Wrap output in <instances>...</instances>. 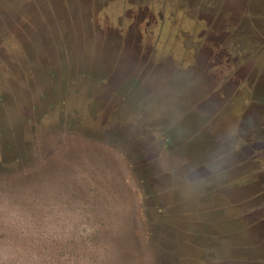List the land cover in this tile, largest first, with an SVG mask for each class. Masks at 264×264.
<instances>
[{
    "label": "rangeland",
    "instance_id": "rangeland-1",
    "mask_svg": "<svg viewBox=\"0 0 264 264\" xmlns=\"http://www.w3.org/2000/svg\"><path fill=\"white\" fill-rule=\"evenodd\" d=\"M56 1L55 13L68 21L73 12L65 6L59 10L61 2ZM128 4V0L104 1L84 17L87 23H81V34L112 30L124 36L129 27ZM69 27L70 35L79 29ZM162 32L154 29L151 37ZM122 41L107 50V43L91 36L82 43L81 66L75 70L67 61L72 52L65 49L63 56L49 63L52 68L27 63L22 81L28 94L22 92L18 105L0 98V264H241L242 253L246 262L253 256L245 264H264V217L239 237L230 233L238 232L242 224L238 206L232 208V217L220 220L218 228L229 233V244L221 247L247 242L261 245L258 250L254 246L235 249L223 263L197 261L180 253L181 249L197 253L191 244L200 242L191 232L213 231L215 221L163 218L157 213L166 202L162 181L168 173L154 175L159 170L157 155L134 149L125 137L131 114L143 111L158 93L147 96L138 89L147 83L136 74L130 76ZM166 41L161 39V51ZM133 85L138 86L135 93ZM187 88L181 101L193 104L195 93L191 86ZM167 143L171 152L179 147L172 140ZM159 145L155 139L149 143L151 148ZM180 157L188 164L187 157ZM261 163L264 166V159ZM202 190V196L209 194L211 186ZM175 192L176 188L174 197ZM189 194L183 206H188ZM171 207V213H185V208ZM252 228L259 232L256 238L248 235Z\"/></svg>",
    "mask_w": 264,
    "mask_h": 264
},
{
    "label": "flooded vegetation",
    "instance_id": "flooded-vegetation-1",
    "mask_svg": "<svg viewBox=\"0 0 264 264\" xmlns=\"http://www.w3.org/2000/svg\"><path fill=\"white\" fill-rule=\"evenodd\" d=\"M54 1L0 0V98L18 105L22 92L28 94L27 83L22 81L27 63L52 68L54 58L63 56L65 49L72 52V58L67 60L70 69H78L82 43L91 36L107 43V50L110 45L116 48L117 42L124 39L122 51L130 76L136 74L147 83L142 89L134 85L131 89L134 93L139 89L147 96L158 93L146 107L133 105L132 108L144 109L135 116L131 114L127 122L131 134L128 139L134 149L157 155L155 168L159 170H152L153 174L168 173L162 181L166 202L157 213L163 218L215 221L213 231L191 232L200 242L191 244L197 253L179 249L180 253L197 261L204 258L210 263H223L235 249L254 246L258 250L256 247L261 245L247 242L222 248L221 244H229V233L218 226L222 217H232L235 206L240 209L242 224L238 232L230 233L239 237L246 234L245 228L256 226L264 217V0H128L129 27L124 36L112 30L81 34V23H87L84 17L106 0H64L65 4L57 0L61 2L57 3L59 10H65V6L73 12L68 21L55 13ZM89 24L86 26L90 29ZM69 25L79 29L70 35ZM159 28L163 32L152 38V31ZM162 38H167L163 51L159 48ZM187 86L196 97L188 105L181 101ZM152 139L159 147L149 146ZM168 140L179 144L175 152L170 151ZM201 155L204 157L199 158ZM180 156L187 157L188 164ZM183 168H192V172H180ZM179 173L181 177L193 176L194 180L177 181ZM187 186L194 188V195L188 206H183L186 199L174 197L172 191ZM208 186L212 194L205 192L202 196V187ZM172 204L185 208V213H171ZM258 234L255 228L248 231L255 238ZM249 257L252 260L253 256ZM239 259L241 264L250 261H243L245 253Z\"/></svg>",
    "mask_w": 264,
    "mask_h": 264
},
{
    "label": "crops",
    "instance_id": "crops-1",
    "mask_svg": "<svg viewBox=\"0 0 264 264\" xmlns=\"http://www.w3.org/2000/svg\"><path fill=\"white\" fill-rule=\"evenodd\" d=\"M125 125V124H124ZM126 126V125H125ZM127 129H128V127H127ZM129 135H131V134H129ZM121 138H124V137H121ZM126 138V140H129L128 139V136L127 137H125ZM179 154V153H178ZM180 155V154H179ZM191 165V163L189 164V166ZM193 168V167H192ZM192 168H190L188 171L186 170V169H184L183 168V170L182 171H180L181 169H179V171L180 172H182V173H185V174H187V172H192ZM176 175H177V173H176ZM181 175V173H179V176ZM176 176L175 177V180H177V181H181V180H185V181H191V180H194V177L193 176ZM182 190V191H181ZM190 192V197L191 196H193L194 194V188H189V189H187V188H181V189H179V188H176V192H175V196H177V197H179V199H181V198H185L187 195H186V192ZM181 192V193H180ZM184 227V226H183Z\"/></svg>",
    "mask_w": 264,
    "mask_h": 264
}]
</instances>
